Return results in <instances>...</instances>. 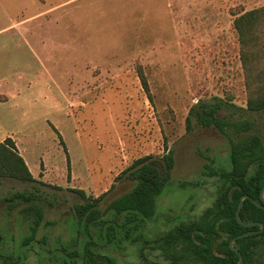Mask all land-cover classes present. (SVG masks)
<instances>
[{
	"label": "rangeland",
	"instance_id": "obj_1",
	"mask_svg": "<svg viewBox=\"0 0 264 264\" xmlns=\"http://www.w3.org/2000/svg\"><path fill=\"white\" fill-rule=\"evenodd\" d=\"M264 0H0V141L11 137L36 181L0 178V253L14 264H164L159 238L213 205L229 137L186 116L200 99L252 121L264 144V15L240 43L239 14ZM143 73L148 91L140 80ZM7 97V98H6ZM245 135V133H243ZM171 179L154 214L126 234L107 209L150 155ZM214 173V174H211ZM40 181V182H39ZM75 189L84 192L82 196ZM34 191L21 211L5 197ZM100 197L101 216L74 206ZM43 211L32 239L33 209ZM30 212V213H27ZM129 235L128 237H126Z\"/></svg>",
	"mask_w": 264,
	"mask_h": 264
},
{
	"label": "trees",
	"instance_id": "obj_2",
	"mask_svg": "<svg viewBox=\"0 0 264 264\" xmlns=\"http://www.w3.org/2000/svg\"><path fill=\"white\" fill-rule=\"evenodd\" d=\"M261 15H264V6L245 11L234 18V27L239 34L240 43H244V38L250 33L252 26L260 20ZM139 76L147 92L148 85L141 71ZM220 108L221 101L200 99L191 105L186 116V123L189 128L194 119L197 124L204 127H215L219 133L229 137L230 169L220 171L219 175L223 181L217 188L211 207L207 208L196 221L180 223L160 236L158 247L167 259L164 264H231L224 252L227 248L228 237L221 236L220 232L225 234L232 228L236 233L243 228L235 217V210L239 196L244 189L236 185L246 180L243 177L245 169H253L249 175L250 181H264V146L257 133L248 132L253 126L252 121L247 118L220 117L217 115ZM248 108L250 110L264 109V97L259 100H250ZM162 160L164 166L161 169L150 155H144L132 161L122 171V173L130 171L129 175L134 184L129 191L110 201L107 209L114 215L116 226L120 225L127 229L126 234L129 232L130 235L138 228L139 221L143 218H150L154 214L157 199L170 182L171 170L174 166L173 151L168 149L167 153L162 156ZM4 177L36 181L11 137L0 141V178ZM75 191L85 196L82 190L75 189ZM99 198L95 197L74 206L80 219L87 217L89 220H95L101 216L96 207ZM5 200L8 202L9 209L21 204V211L24 212L26 208H31L30 206L34 205L38 199L35 190H16L6 196ZM247 204L248 201L245 200L240 210L242 219L248 214ZM32 209L30 212L35 218L30 227L31 233L26 240L32 239L43 217L41 208ZM259 213L263 214L262 219H264V211L260 210ZM213 245L221 254H215ZM100 260L106 264H113L108 256L103 255ZM0 264L14 263L0 253ZM91 264L99 263L94 259Z\"/></svg>",
	"mask_w": 264,
	"mask_h": 264
},
{
	"label": "flooded vegetation",
	"instance_id": "obj_3",
	"mask_svg": "<svg viewBox=\"0 0 264 264\" xmlns=\"http://www.w3.org/2000/svg\"><path fill=\"white\" fill-rule=\"evenodd\" d=\"M252 170L253 169H245L243 177L246 180L241 184L236 185L241 186L244 189L240 196L246 195L243 198L242 206L245 200L248 201V214L244 219L240 217L239 211V217L244 223L242 224L238 222L243 227L242 230L234 233V230L231 228L225 234L220 232L221 236L228 237L227 248H225L224 252L227 260L231 262V264H236L240 258V264H264V219H262L263 214L259 213L260 210L264 211V192H262L264 190V181H250L249 175ZM240 234L245 235L238 237ZM221 236H219V238H221ZM239 238H242L241 241H237ZM213 249L215 254H221L214 245ZM64 263L67 264V261Z\"/></svg>",
	"mask_w": 264,
	"mask_h": 264
},
{
	"label": "water",
	"instance_id": "obj_4",
	"mask_svg": "<svg viewBox=\"0 0 264 264\" xmlns=\"http://www.w3.org/2000/svg\"><path fill=\"white\" fill-rule=\"evenodd\" d=\"M262 192H264V190H263ZM245 196H246V195H241V196H240L239 203H238L237 209H236V211H235V216H236L237 221H238L239 223H242V224H244V223L241 221V219H240V217H239V211H240V209H241V206H242V203H243V198H244ZM244 235H245V234H240V235H238V237H241V236H244ZM240 263H241V258L239 259V261H238L236 264H240Z\"/></svg>",
	"mask_w": 264,
	"mask_h": 264
},
{
	"label": "crops",
	"instance_id": "obj_5",
	"mask_svg": "<svg viewBox=\"0 0 264 264\" xmlns=\"http://www.w3.org/2000/svg\"><path fill=\"white\" fill-rule=\"evenodd\" d=\"M6 98H7V97H6ZM15 145L17 146L16 143H15ZM19 153L22 155L21 152H19ZM22 156H23V155H22ZM23 158H24V156H23ZM24 160H25V159H24ZM25 162H26V160H25ZM27 166H28V165H27ZM28 168H29V167H28ZM29 170H30V168H29ZM35 170H38V173H40V169H35ZM35 170H33V169L30 170V172L32 173V175L34 176V178H35V173L37 172V171H36V172L34 173Z\"/></svg>",
	"mask_w": 264,
	"mask_h": 264
}]
</instances>
